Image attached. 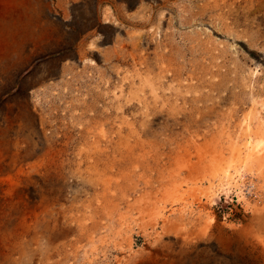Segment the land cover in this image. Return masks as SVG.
Returning a JSON list of instances; mask_svg holds the SVG:
<instances>
[{
    "label": "bare ground",
    "instance_id": "obj_1",
    "mask_svg": "<svg viewBox=\"0 0 264 264\" xmlns=\"http://www.w3.org/2000/svg\"><path fill=\"white\" fill-rule=\"evenodd\" d=\"M259 1L0 0V264H264V89L229 45ZM184 13L190 57L167 39Z\"/></svg>",
    "mask_w": 264,
    "mask_h": 264
},
{
    "label": "rangeland",
    "instance_id": "obj_2",
    "mask_svg": "<svg viewBox=\"0 0 264 264\" xmlns=\"http://www.w3.org/2000/svg\"><path fill=\"white\" fill-rule=\"evenodd\" d=\"M263 3H264V0H261L253 6L252 8L253 10H251L252 13L250 12L251 14H250L249 22H245L243 19H241L240 25L242 24V26L240 27V30H243V32L232 30L233 38L231 37L230 38L231 42H229L230 51L232 52V62H234L232 63V73L237 72L239 74V80H238L239 85L247 86V87L250 86L249 88L252 87L251 89H254V90L264 89V16H263L264 15V6H263L264 4ZM70 14L71 15H70L69 23L70 21L71 23H70V26H67L68 31H72L73 27H75L74 23H76V21L80 18V12L74 10L73 8L70 9ZM185 15H186V18H184L183 21H180L179 19H175L174 27L171 28V31H169L170 29L167 26L166 31L168 34L167 39L170 41L172 40L175 45H178V44L181 45V47L187 51L186 52L187 56L190 57L191 52L188 51V48L191 45V39H190L191 33L190 32H191V29L193 28H192V25L186 24L189 15L187 13ZM199 20L197 23L199 26H197L196 28L194 27L195 29L199 28V30H205L207 32L208 30L212 28L209 18H200ZM126 29L130 30V27L126 26ZM170 32L172 35L170 34ZM103 34L104 32H99V37H102ZM122 36H123L122 38L125 39V36L124 35ZM203 36H205V34H203ZM251 47L253 48L251 49ZM68 48L69 47L67 45H64L59 49L58 52L52 54V56L59 57L61 54L66 53L69 50ZM239 54H241L240 57H239ZM115 59L116 58H113L112 62L117 64V61ZM34 60H33L34 62L32 63V65H27L22 68L21 73L18 78L24 77L25 75H29L32 72L36 71L43 61L42 59H38V58H35ZM238 60H239V63H238ZM249 61H250V64H249ZM99 65L100 67L104 68L103 65L105 64L103 62H99ZM260 78L262 79L260 80ZM16 90L17 89L14 88L12 84H9L6 86V89L3 91L2 95L5 97L9 95L11 92H14ZM59 103H60V99L57 97L53 99L51 104L44 103L43 106L48 109V107L50 106L59 105ZM234 127L235 125L232 124V130L235 129ZM238 189L239 188L236 187L235 185H231L229 189L224 190L222 192L221 201H219L218 206L215 207V212L218 217V222L220 224H225V225L237 224V226H241L242 224L240 223V221L242 220L241 217L243 216L242 212L244 210L243 207H244L245 202L250 203V204L256 202L257 197H258L256 195V192L259 189L257 186L254 187V185L247 182L245 187L242 188L243 192H241V190L240 189L238 190ZM144 244L145 242L142 238L138 237L136 239V249L137 250L141 249V247L144 246ZM107 254H108L107 257L109 259H114V257L116 256V252L112 248L108 251ZM101 257H102L101 258L102 261H96L95 263H92V264H107V260L104 258V256L101 255ZM82 262H84V260ZM196 264H200V262H197Z\"/></svg>",
    "mask_w": 264,
    "mask_h": 264
}]
</instances>
